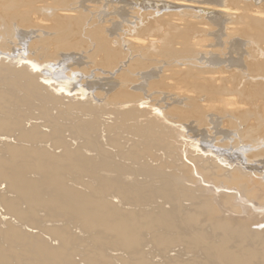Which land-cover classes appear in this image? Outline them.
Returning a JSON list of instances; mask_svg holds the SVG:
<instances>
[{
  "label": "bare ground",
  "instance_id": "1",
  "mask_svg": "<svg viewBox=\"0 0 264 264\" xmlns=\"http://www.w3.org/2000/svg\"><path fill=\"white\" fill-rule=\"evenodd\" d=\"M171 1L0 0V264H264V5Z\"/></svg>",
  "mask_w": 264,
  "mask_h": 264
},
{
  "label": "rangeland",
  "instance_id": "2",
  "mask_svg": "<svg viewBox=\"0 0 264 264\" xmlns=\"http://www.w3.org/2000/svg\"><path fill=\"white\" fill-rule=\"evenodd\" d=\"M167 1H169L167 5L171 4V2H172L171 0H167ZM212 1L216 2L218 5L229 6L231 8L236 7V6H242V4L245 1L246 2L244 4H246V3L247 4H251L252 1H254L251 5H254V3H255V5L256 4H258V5L261 4L260 7H262L264 5V0H249V1L248 0H239V1L238 0H227L223 4H221L222 3L221 0H212ZM241 1H242V3H241ZM161 4H162L161 2L160 3L157 2L156 5H157L158 8H156V5L155 4H153L155 7L152 4L151 5L149 4L148 6L151 9L154 8V9L158 10L159 7L161 6ZM40 5L41 4H38L36 7L37 8L42 7ZM135 5L138 6L139 5V2H138V4H135ZM87 6L89 7L88 12L85 13L82 10H80V11L83 12V13H85L86 15H87V13H89L90 15H92V16H90V19H89V24L90 25L91 24H97L98 23V20L96 19V17L98 15L97 13L100 10L98 9V7H95V5L93 3H88ZM119 6H120V15L114 14L111 10L110 11L109 10L104 11L105 14H106V18L105 19L107 21L115 20L119 24V23H121V22H123L125 20H128V17L127 16H124V14H123V12H125V10H126V6H124V5H119ZM119 6H118V8H119ZM139 7H141V6H139ZM142 8H145V9L147 8V10L151 11V9L148 8L147 6H145V7L142 6ZM262 8H264V6ZM133 10H134V8H131L130 9V12H133ZM163 10L164 9L162 8L161 9L162 12H160V13H162L164 15V14L169 13L168 10H172V9H168V10H166L164 12H163ZM178 11H181V10L178 9ZM178 11L176 10V13H179ZM200 12H202V11H200ZM41 13H43V14L47 13L46 9L43 10V11H41V12H39L37 15H39ZM132 17L134 19L136 18L135 16H132ZM132 21H134V20H132ZM159 25H160L159 27H161L163 30H166L167 29V27H163L162 24H159ZM15 28L16 27H14V29ZM15 30H17V29H15ZM35 41H37V40H34V42L32 41L34 45L36 44ZM212 43H213V45L215 43V46H216V49L214 50V53L215 52L216 53H220L218 55V57L215 60H213V59L210 58V56H207V55L198 56V58L196 60V61H199L200 60L198 63H200V64H203V63H206V62L219 63V62H223V61H226V60H235V61H238L239 62V64H240L239 67H243V66H248L247 65V61L248 62L249 61L250 62L260 61L261 57L264 56V43L261 44V45L255 44V48L257 49L256 50V53L250 55L249 59H247V57L249 55L248 40L246 38H244V37H241V36H232L231 35V37L230 38H227V39L221 38L220 39V43H218L217 40L214 39V41L212 40ZM222 43H224V44H222ZM219 47H221V48H219ZM87 49L88 48L86 46H84L83 47V52H81V55L80 56L82 57L83 61L81 60V58L79 59V57H77L78 59L76 58L74 60L73 59L72 60H69L70 62L68 61V63H71L72 61L74 62V61L77 60L75 63L80 62V64L79 63L76 64L79 67L81 66V62H82V64L83 63H86V58L88 56V52L86 53V50ZM203 57L205 59H203ZM3 59H5V63H8L10 61V59H6V57H4V56H3ZM205 60H207V61L205 62ZM196 65H198L197 62H196ZM84 69H86V67H84ZM237 71L238 70L236 69V72ZM137 80H138V77H137ZM258 80H259V78H258ZM262 119L263 118H260V120H262ZM253 141L254 142H257L258 141L259 142L258 145H255L256 146L255 154H256V152H259V151H260V153L258 154L259 156L256 155L255 157L257 159H261L259 157L264 158V128H261L259 131H257V134L255 133V136H254V140ZM243 147H246V146L243 145V144H241V145L238 146V149H242ZM248 147H246V148L248 149ZM248 150H251V149H248ZM249 152L250 151H248V153ZM252 154H254V153H252ZM251 155H248V156L250 157ZM220 165H222L225 169H230V166H227V165L225 166L224 164H220ZM232 168H234V167L232 166L231 169Z\"/></svg>",
  "mask_w": 264,
  "mask_h": 264
}]
</instances>
